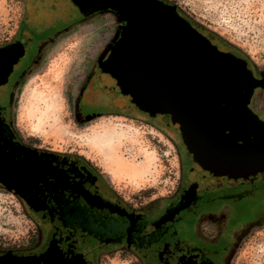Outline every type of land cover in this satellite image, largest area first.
<instances>
[{
  "label": "flooded vegetation",
  "instance_id": "flooded-vegetation-1",
  "mask_svg": "<svg viewBox=\"0 0 264 264\" xmlns=\"http://www.w3.org/2000/svg\"><path fill=\"white\" fill-rule=\"evenodd\" d=\"M161 1L174 5L180 15L219 49L245 60L254 78L263 79L264 84V66L252 61L237 44L201 20H209L201 11L203 7L194 9V4L183 0ZM32 2L21 0L19 20L6 34L0 35V46L15 41L24 46L23 56L13 65L6 84L0 87V97L6 99L4 104L0 103V119L3 137L11 148L20 157L24 155L22 152H32L28 156L33 157L34 165L50 168L51 174L22 181L16 185V191H10L34 224V230L23 243L11 246L0 243V256L9 252L13 259L23 258L30 264H103L105 257L114 254L133 256L142 264H228L241 238L264 218V196L255 197L253 204L250 203L254 191L259 193L257 190L225 188L191 166L185 173L183 166L189 165L191 157L186 149L178 148L181 171L174 192L149 201L131 202L108 181L89 156L41 147L18 132L11 114L13 97L20 83L38 65L46 46L75 24L99 13H109L118 21V31L104 45L85 76L75 98V120L82 124L110 115L127 117L152 126L171 139L149 117L140 119L102 99L93 101L94 93L87 92L89 87L99 85V62L107 56L121 31L122 22L113 10L94 11L76 20V13H81L70 0ZM33 6L36 12L39 7L59 11L68 21L61 30L53 20L40 28L29 25ZM251 86L253 82L245 83L246 92ZM87 100L95 105H89ZM248 105L264 119V86L261 87L259 81ZM0 189L6 190L1 181ZM180 203L185 206L155 229L143 232L145 226ZM145 258L151 259L150 263L143 262Z\"/></svg>",
  "mask_w": 264,
  "mask_h": 264
},
{
  "label": "water",
  "instance_id": "water-1",
  "mask_svg": "<svg viewBox=\"0 0 264 264\" xmlns=\"http://www.w3.org/2000/svg\"><path fill=\"white\" fill-rule=\"evenodd\" d=\"M29 4L34 0H26ZM81 13L110 9L122 22L119 37L99 62V85L89 87L97 99L141 117H149L174 143L189 152L191 166L225 188L250 187L264 196V119L248 105L257 81L245 60L212 43L175 6L161 0H70ZM38 3L37 1L35 2ZM30 9L29 25L53 20L60 30L68 17L59 11ZM59 12V13H58ZM41 17V19H40ZM52 23V24H53ZM24 54L20 41L0 46V87ZM253 82L246 92L245 83ZM5 97H0L4 104ZM88 101L89 105H95ZM32 152L11 148L0 119V181L8 192L20 182L50 175L37 167ZM36 163V162H35ZM260 188H263L262 191ZM185 203L174 206L143 232L155 229ZM142 232V230H141ZM150 263L151 259H142ZM0 264H30L9 252Z\"/></svg>",
  "mask_w": 264,
  "mask_h": 264
},
{
  "label": "rangeland",
  "instance_id": "rangeland-1",
  "mask_svg": "<svg viewBox=\"0 0 264 264\" xmlns=\"http://www.w3.org/2000/svg\"><path fill=\"white\" fill-rule=\"evenodd\" d=\"M183 1L194 4V9L203 7L201 11L209 20H201L237 44L252 61L264 66V0ZM21 13V0H0V35L14 26ZM117 25L113 15L99 13L60 33L16 89L11 114L23 138L56 152L89 156L128 201L139 203L170 195L177 188L180 147L139 120L110 115L81 124L74 117L76 95L104 45L118 31ZM113 131L118 135L116 160L120 158L143 168L139 177L122 171L116 160L92 144L96 136ZM257 184L253 182L248 188L253 190ZM254 192L251 204L255 197L263 196ZM33 230L34 224L14 194L0 189V243H23ZM102 262L142 264L126 254L110 255ZM228 264H264V218L241 238Z\"/></svg>",
  "mask_w": 264,
  "mask_h": 264
},
{
  "label": "bare ground",
  "instance_id": "bare-ground-1",
  "mask_svg": "<svg viewBox=\"0 0 264 264\" xmlns=\"http://www.w3.org/2000/svg\"><path fill=\"white\" fill-rule=\"evenodd\" d=\"M117 133L115 131L108 132L106 134L94 136L95 139H92V144L101 149L106 156L110 159H117L116 151V141ZM117 161V165L122 171L130 173L133 177H139L142 174L143 168L138 165L130 164L126 160L120 159Z\"/></svg>",
  "mask_w": 264,
  "mask_h": 264
}]
</instances>
